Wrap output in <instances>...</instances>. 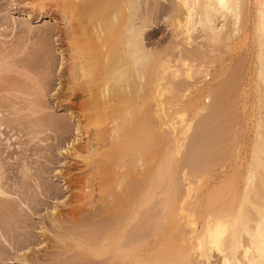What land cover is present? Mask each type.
<instances>
[{
  "label": "bare ground",
  "instance_id": "1",
  "mask_svg": "<svg viewBox=\"0 0 264 264\" xmlns=\"http://www.w3.org/2000/svg\"><path fill=\"white\" fill-rule=\"evenodd\" d=\"M48 1L65 21L69 151L87 170L51 217L45 264H264V0ZM155 16L163 48L146 41ZM11 72L0 57V93ZM35 81L33 114L48 96ZM60 118L40 122L68 134Z\"/></svg>",
  "mask_w": 264,
  "mask_h": 264
},
{
  "label": "rangeland",
  "instance_id": "2",
  "mask_svg": "<svg viewBox=\"0 0 264 264\" xmlns=\"http://www.w3.org/2000/svg\"><path fill=\"white\" fill-rule=\"evenodd\" d=\"M38 1L0 0V57L8 59L12 70L6 74L11 83L3 88L12 94L0 93V187L6 193L0 198L13 207L9 216L0 215V264H22L19 258L23 256L31 263L45 264L57 256L59 247L48 232L54 231L51 217L56 211L66 214L75 200L74 182L84 178L87 170L69 151L76 121L61 106L68 104L62 102L64 96H58L60 88L68 86L67 74L59 70L61 52L66 56L67 49L65 21L52 2L40 0L37 7ZM158 19L155 16V23L147 28L146 41L151 47L163 48L171 39V30L164 18ZM45 50L52 55L51 72L46 70ZM19 62L30 76L19 77ZM18 80L19 85L13 87L12 82ZM35 80L48 85V96L43 99L47 111L37 114L28 110L29 102L40 99ZM78 107L74 110L79 112ZM46 114L67 118L64 121L74 132L58 134L46 128L40 122Z\"/></svg>",
  "mask_w": 264,
  "mask_h": 264
},
{
  "label": "clouds",
  "instance_id": "3",
  "mask_svg": "<svg viewBox=\"0 0 264 264\" xmlns=\"http://www.w3.org/2000/svg\"><path fill=\"white\" fill-rule=\"evenodd\" d=\"M150 57L147 55V53H140V60L139 63H147Z\"/></svg>",
  "mask_w": 264,
  "mask_h": 264
}]
</instances>
